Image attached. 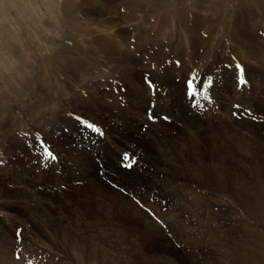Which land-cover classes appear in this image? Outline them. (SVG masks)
<instances>
[{
    "label": "rangeland",
    "instance_id": "obj_1",
    "mask_svg": "<svg viewBox=\"0 0 264 264\" xmlns=\"http://www.w3.org/2000/svg\"><path fill=\"white\" fill-rule=\"evenodd\" d=\"M169 3V8L173 9L172 7H174L175 5L174 0H169ZM61 4L62 0H0V104H2L3 107L9 108L10 111L17 113L23 121H29V118H27L28 115L23 110L22 105H26V103H30L31 105L34 104L33 101L38 97L35 96V94H37L35 89L38 85H43L47 88H50L53 92L52 94L54 98L57 101H61L62 99H64V97L62 96L64 91L62 90V82H75L74 80L70 79L72 78V76L69 75L70 71H68V68H66L64 60L62 69L60 67L54 68L51 62L49 61L50 56L53 52H55H51V50L59 49V47L64 44L66 39H68L67 26L64 23V16L60 8ZM221 5H223L222 7L224 8V15L223 18H221L223 25L219 33L220 35L217 36V39L221 41H219L220 43H213V41L210 43H202L199 47V52H202L201 48L205 47L208 48L210 54L213 55L216 54L214 50L223 49L224 43L230 44L231 40H229L230 38L228 36V23L230 21V16L234 13L233 10L236 7V0H222ZM120 10H122L121 7ZM133 23L131 24L134 25ZM129 24H126V26ZM261 32V34L264 35V31H262V29ZM201 35L202 37L207 36L206 33H201ZM130 36H132L131 33ZM134 38L135 37L131 38L130 42L134 43ZM118 40L116 41L119 42L120 40ZM159 42L163 46L173 45V43L167 45V42H162L160 40ZM151 43L153 42L148 40H139L137 46L140 50H137V46H135L133 47L132 52L131 50H129L130 54L128 53V50H124V52L122 51L121 53H126L127 58L125 59L124 57L123 60L121 59L119 66L122 69L119 68V70H116L115 72L113 63L112 66L109 64L107 68L108 71L104 69V71L107 72L111 78V85H103L102 87L103 89L104 87H108L105 89H111L112 94L114 96L103 97L101 95H97L96 97H94V92L91 91V94L87 95L85 101H80L79 104L76 103V108H78V106H81V104H84L85 107L88 105L87 108L84 107V109L82 110L74 109L72 106L69 105L65 106L64 108H60L57 106L56 103H53V105L51 104V106L49 107L47 105H44L43 107H35L33 113L31 114L32 117H38L41 114L42 110L48 112L54 110L61 111V114L64 111L65 120L67 124L63 125L60 122L63 128L61 130H58L55 127L53 133L51 134L50 132L48 137L45 135L43 130H41L42 125H47L45 121L44 124H42L41 122L40 126H36L34 129H32V131L30 130L31 132H27L26 129L22 131V127L20 128V126H12L11 128L13 131L11 132V134H9V136L14 139L12 140L11 138L12 141L20 142L22 138L27 137V139H29L28 136L31 133V136H33L34 134L35 143L30 145L29 147H25L26 152L29 155L32 154L33 160L25 159V157L27 156L25 152L22 155H19V159L23 160L26 167H32V169L34 170L33 172H35L36 174H44L43 178L46 177L45 180L47 181H43L44 183L42 182L41 184L33 182L31 186H33V188L39 193H41L43 196H47L48 198L49 196L52 197L50 199H53V201L56 203V206H53L50 209H52L53 211V208H55V210L58 211V214L65 216V218L62 219L63 223L65 227L69 229V232L71 234H75L74 236H76L77 233H80V231H76L74 229V227L78 225L82 230L83 228L85 230L87 229L86 227L89 224L90 230L89 228L88 230L89 232L91 231L90 234H97L100 231L108 229L120 231V229H118L117 227L110 226L103 222V219L101 218L103 215L102 212L97 213L95 210H92L93 205H96V203L93 201L95 200V196L93 197L92 202L86 201V199L89 197L88 195L95 193V195L98 197L100 195L99 198L102 197V200H106L105 202L108 201L110 203L111 201V204H119L120 202H123L121 200V194L124 193L126 195L128 194L127 200L125 201H129L132 203L135 202L133 204V208H135V204H137L139 209L145 212L152 220L153 217L156 218V215L159 212L168 213L169 207L171 205H173L174 207H179V209L176 210L177 212L175 213V215L178 214V216H180L179 220L175 222V225H169V228L166 224L165 228H163V226L158 222V220H153L154 222L151 221L149 223V226L146 225L148 226L147 228H145L146 226L144 225L140 226V224L142 223L138 219L133 220L132 223L121 222L122 228L126 227V229L132 232L131 234L133 235V239H140L143 246L142 249L137 246L133 247L132 250L135 253L130 252L129 254V260L132 259L130 261V264H169V261H172L173 259V261H175V263L177 261L178 264H238L236 254L237 252L236 248L233 245V242H235V240L240 237L239 235H243V232L247 230L246 224L244 222L253 224L254 227L256 226L255 230L258 229L259 232L264 233V213L263 216H261L260 220H252L249 211L245 208L243 209V204L237 199L235 195H233L234 190L233 192L219 191L213 192V194L209 193V190L215 191V184H212V187L211 185H209L206 186L205 189L201 188V192L205 193V195L209 197L206 202H203L202 200L201 202L193 200V195H195L196 193L192 190H186L182 193V195H179V201L177 198H174V200L171 201L165 194V192L168 191L162 193L156 186L150 183L149 179L151 175L159 174L160 179L167 178V181L169 182H166V184L170 185V187L174 184L179 190H184V188L186 187L188 188L194 186V183L196 181L188 178L186 180L185 177L177 178V176L173 175L171 172L166 170H163L159 173L156 167L152 166L151 164L155 163L157 168H161V164L156 162L159 157V159L163 161L166 160L169 165H173L172 169L174 168V164L177 160L179 161V164L181 166H184L186 164V161L180 155L182 154V150H188V142L194 140V142L199 143V148H194L192 149V151L197 154L199 163H201V160L204 162L203 164L207 165L209 161H211V159L216 163L222 162L225 165V168L230 167L229 169L231 170V173L234 172L233 175H231L229 170L228 176L230 177V179L235 180V178L237 177L241 178L245 194L251 195L252 192L250 190H252L251 187L254 186L255 182V177L253 178L254 175H252L253 173L251 171V168L255 167V169L259 171V176H261L260 183L261 180L262 182H264V170H262L263 166L260 155L261 152L258 156L250 154L249 149L242 143L243 138L241 137V135L232 138L233 132L226 131V129L224 131L223 138L219 140L218 143L215 145L204 144V141H208V138H204L202 136H214L215 129L220 131L225 127H230L231 129L237 130L239 128L236 124V118L245 119L244 117H249L251 114L254 115L253 118H251V116L249 117L250 120H260L259 122H262L264 125V74L263 77H260L262 78L261 84L260 81L257 80L258 83L256 84L258 87H255L254 83L256 80L251 81L250 77L248 76L250 73L246 71L247 66L249 64V60H242L241 58H239L238 55H236L237 53L234 54L233 52L224 50V54L221 52L219 54L221 57L225 56L227 60L225 61L218 54L217 59H221L222 62L218 63L220 66L215 64L213 67V71L224 72V80L229 81L232 79L230 83H223L221 79H217V76H209L203 79L202 71L204 69L205 71H207L208 67H210V64L208 66L203 63H200L198 65L199 68L203 69L201 70V73L199 72L198 74L196 72H192V75L188 73L187 76L181 77L179 74L180 71L168 73L169 71L166 70L164 72V70L160 68L161 65H156V60L152 54L149 53L150 55L146 56L147 51L145 50V48L147 47V44ZM188 49L189 46L187 45L186 49L184 50L187 51ZM75 52L81 54V57H85V54L87 53L84 49H82V51L81 49H77L75 50ZM177 53L178 51H175L173 54L177 55ZM157 55L159 56L157 57L158 64H161L163 61V57H161L159 54ZM145 56L146 59L144 58ZM131 57H135L137 60L135 59L133 61ZM205 59L208 60V62L211 60V58L207 59V57H205ZM167 62L165 65V60L163 61V64L165 65L163 69L171 67L170 64L173 63L176 65L178 64V69H180L181 63L178 62L177 58L169 57L167 59ZM231 62L234 63L236 68H232L233 66ZM142 64H144L145 66H142ZM238 65L242 69L243 79L246 81V83H244L245 85L242 84L243 87L240 83L236 84V81L240 82V71L237 68ZM98 71V69H94L92 71V74L96 75ZM175 73H177V75ZM195 73L198 75H196ZM121 74L124 75L123 78ZM188 75L190 77H188ZM197 78L199 81L197 80ZM178 79H180V81ZM81 80L78 81L79 85H76V87L78 86V89H80V86H85L86 82H88V80H85L83 78ZM189 81L193 83V87L191 89L192 95L189 94L190 89H188L187 86H184L185 82L189 83ZM153 83L160 85V93L154 92L155 86L157 87V85L153 86ZM149 84L152 85L151 89ZM163 85H166V87H164ZM183 86L186 87L187 90L183 88ZM90 88H93V90L96 88L95 90H97L98 87ZM176 91H178V93H181L179 94L181 96V99L179 98V108L181 113H183L182 109L186 106H200V111L198 114L199 118L196 117L195 120L201 122H204V120L206 121L207 119L201 118V115L207 113L210 114V117L214 116V119H211L213 121H206L208 125L205 124L203 127L198 123L197 127L200 129L198 130L199 132H194L191 129H189L188 132H184L183 129L186 126L185 124H189V121L178 119V108L174 100V92ZM82 92L85 96V90ZM185 93L186 95H184ZM39 95L41 94L39 93ZM161 95H163L164 98L161 97ZM233 98H237L238 100L236 99V101ZM145 99H147V106L144 108ZM163 99L165 100L164 103ZM219 99L221 101V106H223L222 108H225L223 110L226 113H224L223 115L226 116V118L229 120L228 123L225 122L224 116H222L221 111L218 109V104H216ZM186 101L187 103L190 102V104H187ZM85 102H87V105L85 104ZM231 102H233L234 104ZM148 104L153 105L151 106L152 108L150 107L148 109V115H151L152 117L158 116L159 118L161 113H165L168 115H166L163 120L161 119L160 121H156L154 119H151L152 122L148 123V116L146 115L147 108L149 106ZM256 106H258V110L255 109ZM28 108L29 110L33 109H31V107ZM209 111H213L214 114ZM140 115L144 116V118L142 119ZM130 118L134 120L131 121ZM140 119H142V121ZM85 122H87L86 124H90L93 126L99 125L102 130V139L100 138L97 129L93 128V126H85ZM145 122L148 123V126L143 125ZM128 123L131 126L128 127ZM140 123L142 125H140ZM189 125L192 124L190 123ZM17 127L20 130H18ZM51 128H53V126L48 127V130L50 131ZM242 133L244 137L249 135L243 131ZM260 134L262 137H264V129L261 130ZM154 135L157 137L166 136L165 139L167 141H160L162 140L161 137L160 139H157L154 138ZM230 138L232 139L230 140ZM146 139H150L152 141H147ZM176 145L178 147H181V149L177 148ZM43 148H47L48 150H50L53 156H56L57 158H45V155L42 154L44 152ZM36 149L37 152H35ZM93 149L97 152V156H99L100 159L97 158L94 153L90 151ZM221 150L222 152H220ZM241 151L242 153H240ZM65 152L67 154H65ZM125 154H128L131 159L125 160L123 158ZM109 163L114 164V166L116 167L115 171H111L108 168ZM128 164H131L132 166L127 167L126 165ZM235 168H237L238 170H236ZM2 174L5 173L3 172ZM65 175L69 176L68 180L67 176ZM251 175L253 179L251 178ZM0 178L2 180L11 181L7 176H0ZM198 179L200 180L199 177ZM238 182L239 181H236L235 183ZM8 183L9 182H5L2 184V200L13 201V205H15V207L21 205V200H19L17 197L9 198V196H11L14 192L16 193L15 190L17 188V182L10 184ZM15 184L16 186H14ZM90 184H92L93 186L91 187ZM197 185L198 184H196L195 186ZM101 186H103V188H101ZM75 188H80L82 190L78 191L77 193L72 190ZM236 188H239V186H236ZM85 191L87 192V194ZM64 195V198L61 197ZM105 195L106 199H104ZM19 198H21V196ZM218 198L221 200V202L216 201L218 200ZM23 199L29 203L31 210L29 207L27 215H21L18 212V214H16V212H14L16 211L14 208L12 209L13 211H8V220H6V224L8 225V232H6L5 235V239L9 241L8 245L10 242L13 241H18L17 243H25L26 239L22 240V237L27 236L28 238V235H33L32 229L29 228V226L31 225H29L30 221H28V217H30V219L36 220L35 217L33 216V218L30 214L33 210L37 209L35 205L36 203L33 202L34 206H32L31 204L33 199L30 200L29 197H24ZM261 201L263 202L262 204L259 201L261 203L260 205H262L261 208H257V212L259 213L264 212V200ZM97 207L99 206L96 205V208ZM235 209L236 211L233 212ZM188 210L190 212H194L196 210L195 212H201L203 214L205 211H207L208 216L204 214V216H197L192 218L190 217V212H188ZM40 211L42 210H40L39 208L38 212ZM52 211H48V213ZM91 211L95 212V214L91 213ZM219 211L223 212V217H221V219L219 220L228 226L225 235L222 233L223 236L220 234L219 230L213 232V230H211L210 228L211 226H217L216 222H218L216 217L211 218L210 213L213 212V214L217 213L218 215ZM45 213L47 214V212L43 213L44 216L46 215ZM0 215V217L3 216V214ZM36 217H39L37 219V222H40V219L42 218H40V216ZM196 218L197 220H200L197 221ZM239 219L240 221H238ZM74 222L76 224H74ZM69 223L71 225H69ZM82 224L84 225V227H81ZM154 224L157 225L159 229L158 227L154 228L152 226ZM237 225L238 227H236ZM4 228L5 227L2 228V231ZM139 233L142 237L139 235ZM162 234L165 235L163 236ZM226 235H233L234 237H236L237 235V237L236 239H231V237H228ZM217 236H220V243L217 241ZM225 236L227 240L225 239ZM164 238H168L171 241V244L169 243L171 246L168 245L166 241V243H164ZM161 239H163V241H161ZM32 241L36 243V240L32 239ZM117 241L118 239L112 241L115 246L111 244L113 248L110 249V252H114L113 254L120 256L122 252L119 248L120 244H118ZM180 241L193 242L197 245V247L192 249L186 247V250L184 246H182V244H179ZM218 243L219 245L217 246L219 247V249H215L211 246V244L216 245ZM261 243H264L263 235H261ZM36 244L38 245V248L36 245H33V247L37 249H30L29 251L23 252L27 255L35 257L36 259H39L40 261L37 264H60V261L55 260V257H53L55 261L50 263L52 254L48 252L49 250L47 249V247H44L45 245L41 242L40 244L38 242ZM7 249L8 248L6 247H2V249L0 248V264H22L5 261L4 257L8 254ZM191 250L206 253V260L203 261L202 254L199 258H196V256L189 257L188 254H191ZM142 252L146 254L145 257L147 259L145 260L148 262H146L144 259V261L141 262L140 260L134 258L135 255L141 256ZM163 253L166 256H164ZM131 255L133 257H131ZM73 264L75 263L73 262Z\"/></svg>",
    "mask_w": 264,
    "mask_h": 264
},
{
    "label": "bare ground",
    "instance_id": "obj_2",
    "mask_svg": "<svg viewBox=\"0 0 264 264\" xmlns=\"http://www.w3.org/2000/svg\"><path fill=\"white\" fill-rule=\"evenodd\" d=\"M221 2H222V0H174L175 5H174V7H172L173 9H170L169 8L170 7L169 0H80V1L62 0V4H61L60 8H61L63 16H64V23L67 26L68 39H66L64 44H62L59 47V49L51 50V52L52 51H55V52L52 53L49 61L51 62L52 66L54 68L60 67L62 69L63 60H64L66 68H68V71H70L69 75L72 76V78H70V79L74 80L75 82L74 83H72L70 81H63L62 82V87H63L62 90H64L62 96L64 97V99H62L61 101H57L54 98V96L52 94L53 92L51 91L50 88H47L43 85H38L35 89L37 92V94H35V96H38V97L33 101L34 104L31 105L30 103H26V105H22L23 110L29 116V117L27 116V118H29L28 119L29 121H23L22 118L19 117V115L17 113L10 111L9 108L3 107V105L0 104V176H7L11 180V181H9V180L7 181V180H2L0 178V214H3V216L0 217V248L1 249H2V247L8 248L7 249L8 254L4 257L5 261L12 262V263H22V264H37L40 261L39 259H36L35 257H33L31 255H27L23 251H29L30 249H37L38 245L36 243L38 242L40 244V242H41L42 244L45 245L44 247H47V249L49 250L48 252L50 254H52V258L50 260V263L54 262L55 260H58V261H60V264H73V262L75 264H130V261L132 259L129 260V256H130L129 254H130V252L131 253L134 252L132 250L133 247L137 246L140 249H142L143 246H142L140 239H136V240L133 239V235L131 234L132 232H130L128 229H126V227L122 228L121 222L132 223L133 220L138 219L142 223V224H140V226L141 225H144V226L148 225L149 226V223L151 221L154 222L155 220H158V222L163 226V228H165L166 225L168 228H169V225H171V226L175 225V222H177V220H179V217H180V216H178V214L175 215V213L177 212L176 210L179 209V207H174L173 205H171L169 207L168 213H160V212L157 213L156 218L153 217V220H154L153 221L152 219H150V217L145 212H143L139 209L137 204H135L136 206H135V208H133L134 207L133 204L135 202L132 203L129 201H125V200H127L128 194L127 195L124 193L121 194V196H122L121 200L123 202H120L119 204H117V203L111 204V201H110V203L107 201L108 202L107 203V202H105L106 200L104 201L101 199L102 197L99 198L100 195L98 197L94 193V194L88 195L89 197L86 199V201L92 202V199L95 196V200H93V201L99 207L96 208V205L94 203H92V204H94L92 207L93 208L92 210H95L97 213L102 212L103 215L101 218L103 219V222L110 225V226L117 227L118 229H120V231H114V230H110L107 228L108 230L102 229L103 231H100L97 234H92V233L90 234L91 231L89 232V230H90L89 224L87 225V227H86L87 229H85V230H84V228L82 230L80 228V226L78 225V226H75L74 229L76 231H80V233H77L76 236H74L75 234L74 235L71 234L69 232V229H67L63 223L62 219L65 218V216L58 214L57 213L58 211H56L55 208H53V211H52V209H50L53 206H56V203L53 201V199L52 200L50 199L52 197L49 196V198H48L47 196H43L41 193L36 191L33 188V186H31V184L33 182H37L38 184H41L43 181L44 182L47 181V180H45L46 177L43 178L44 174H40V173L36 174L35 172H33L34 170L32 169V167L31 168H28L29 166L26 167L23 160L19 159L20 158L19 155H22L25 152V154L27 155L25 157V159L33 160L32 154L29 155L26 152L25 147H27V146L29 147L30 145L35 143L34 134H33V136H31V134H32L31 133L28 136L29 139H27V137L26 138L21 137L22 139L20 142L12 141L14 139L11 136H9V134H11V132L13 131L11 128L12 126H20V128L22 127L21 128L22 131H24L26 129V131L28 132L30 130L32 131V129H34L36 126H40L41 122H42V124H44V121H45L47 123V125H42L43 128L41 127V130H43L45 135L48 137L50 132H51V134L53 133V130L55 129V127L58 130H61L63 128L61 123L63 125L67 124L66 120H65L64 111L61 114V111L54 110V111L48 112V111L42 110L41 114L38 117H32L31 114L33 113V110L35 107H43L44 105H47L49 107V106H51V104L53 105V103H56L57 106L60 108H62V107L64 108L65 106L69 105V106H72L74 109L82 110L85 107L84 104H81V106H78V108H76L75 107L76 103L79 104L80 101H83V100L85 101L87 95L91 94V91L94 92V97H96L97 95H101L103 97L114 96L112 94L111 89L110 90L105 89L108 87H104V89H103V87H102L103 85H111V78L108 75V73L104 71V69L106 71H108L107 68H108L109 64L112 66V63H113L115 72H116V70H119V68H121L119 66L121 59L123 60L124 57H125V59H127L126 53L123 54L121 52L122 51L124 52V50H128V53H129V50H131V52H132L133 47L138 45L139 40H142V41L148 40V41L153 42L151 44H147V47L145 48V50L147 51L146 56L152 54L156 60V65H158V66L161 65L160 68H162V70H164V72L166 70L169 71L168 73H171V72L174 73V72L180 71V73H179L180 76L185 77V76H187L188 73H190L191 75H192V72H196L198 74H199V72L201 73V70H203V69L198 67V65L200 63L206 64L208 66L210 64V67H208L207 71H205V69L202 71L203 72V79H205L209 76H212V77L217 76V79H221L222 82L226 83V84L230 83L232 79L229 81L224 80L225 73L219 72V71H213V67L215 64L219 65L218 63L222 62L221 59H217L218 54L220 52L224 54V50H226L229 52H233L234 54L237 53L236 55H238L239 58H241L242 60H246V59L249 60V64L247 66L246 71H248L250 73L248 76L250 77L251 81L256 80L254 83V86L258 87L256 84V83H258L257 80H259L260 84H261L262 78H260V77L261 76L263 77V74H264V35L261 34L262 33L261 29H262V31H264V0H236V7L233 10L234 13L230 16V21L228 23V36L230 38L229 40H231L230 44L224 43L223 49L222 50H214L216 54H213V55H211L209 49L205 48V47H202L201 48L202 52H199V49H200L199 47L202 43H210L212 41H213V43H220L219 41H221V40L217 39V36L220 35L219 33H220V30H221L222 25H223L221 18H223V15H224V13H223L224 8L222 7L223 5H221ZM116 4H118V5H116ZM120 7L122 8V10H120ZM131 23H133L134 25H132ZM126 24H129V25L126 26ZM154 27H155V30H154ZM113 29H114V31H113ZM130 33L132 34V36H130ZM201 33H206V35L208 37L207 36L202 37ZM130 37L131 38L135 37L134 43L130 42V39H131ZM204 37H207V38H204ZM138 38H139V40H138ZM116 40H118L119 42H117ZM159 40L162 42H167L166 43L167 45H170L171 43H173V45L163 46L162 44H160ZM155 42H158V43H155ZM187 45L189 46V49L187 51H185L184 49H186ZM231 47H232V50H231ZM77 49H81V51H82V49L86 50V52H87L85 54L86 56L81 57V54L75 52V50H77ZM137 50H140L138 48V46H137ZM175 51H178L177 55L173 54ZM157 54H159L161 57H163V61L165 60V65H166L167 59L169 57L177 58L178 62L181 63L180 69H178L179 68L177 66L178 64L176 65L174 63L170 64L171 67L163 69L165 65L163 64V61L161 64H158V61H157L158 58L157 57H159V56ZM141 56H143V55H141ZM146 56L144 57L145 59H146ZM219 56H220V54H219ZM205 57H207V59L211 58V60L208 62V60H206ZM131 58L133 61L136 59L135 57H131ZM221 58L224 59L225 61L227 60L225 58V56L221 57ZM198 59H200V60H198ZM235 62H237V61H235ZM167 64H168V62H167ZM231 64L233 66L232 68H236V66L234 65L233 62H231ZM142 66H145V65L142 64ZM93 68L99 70L96 75L92 74V71L94 70ZM122 72H124V71H122ZM175 74L177 75V73H175ZM198 74H196V75H198ZM196 75H194V76H196ZM76 76H78V77H76ZM123 76L124 75H122V78H123ZM158 76H160V75H158ZM188 77H190V76L188 75ZM82 78L85 80H88V82H86L85 86H80L79 87L80 89H78V86L76 87V85H79L78 81H80ZM198 78H197V80H198ZM178 80L180 81V79H178ZM233 82H234V80H233ZM238 83H240V82L236 81V84H238ZM83 85H84V83H83ZM184 86H183V88L186 89V87H184ZM199 86H197V87H199ZM241 86L243 87L242 84H241ZM90 87H98V88H97V90H95L96 88L93 90V88L91 89ZM206 87H208V86H206ZM84 90L86 93L85 96H84V93L82 92ZM228 90H230V89H228ZM200 91H201V89H200ZM181 92H182V90H181ZM39 93L41 95H39ZM174 93H175V99L174 100H175V103H176L177 108H178V114H177L179 116L178 119L184 120V121H189V124L190 123L192 124V125L185 124L186 126L183 129L184 132H188L189 129H191L194 132H199L198 130H200V129L197 127L198 123L203 127L205 124H207L206 121H208V120L213 121L211 119H214L213 118L214 116L210 117V114H207V113L201 115V118L207 119L206 121L204 120V122L203 121L201 122V121L195 120L196 117H198V114L200 111L199 110L200 106L197 107L194 105L193 106H186L185 105L186 107L182 109L183 113H181L180 108H179V98L181 99V96L179 94H181V93H178V91H176ZM233 93H234V91H233ZM225 94H226V92H225ZM184 95H186V93ZM236 99L237 98H235L234 100H236ZM86 103L87 102H85V104ZM186 103H187V101H186ZM198 103H196V104H198ZM231 103H233V102H231ZM183 104H185V103H183ZM187 104H190V102ZM216 104H218V109L221 111L222 116H224L223 114L226 112L223 110L225 108H222L223 106H221L220 99H219V101H217ZM87 106L85 108H87ZM146 106H147V99H145L144 108ZM28 107H31V109L32 108L33 109L29 110ZM171 108H172V106H171ZM234 109H235V107H234ZM255 109L258 110V106H256ZM110 111H112V110H110ZM173 111H175V110H173ZM130 112H132V111H130ZM209 112L213 113V111H209ZM246 113H247V111H246ZM253 115L252 114L250 115L251 118H253ZM249 117L248 116L244 117L245 119L236 118V124L239 128L237 130L231 129L230 127H228V128L225 127L224 129H222L220 131L215 129L214 136H211V137L202 136V137L208 138V141L205 140L204 144L215 145L218 143L219 140H221L223 138L225 129H226V131L233 132L232 138L241 135V137L243 138L242 143L244 144V146H246L249 149L250 154H252L254 156H258L259 153L261 152L260 155H261L262 166H263L262 170H264V137H262L260 134L261 130L264 129V125L262 122L261 123L259 122L260 120H254V119L250 120ZM141 118L143 119L144 116H141ZM142 119H140V120L142 121ZM127 120H129V119H127ZM133 120L134 119H131V121H133ZM224 120L226 123L229 122V120L226 118V116H224ZM140 125H142V124L140 123ZM182 125H183V123H182ZM50 126H53V128H51L49 131L48 127H50ZM129 126H131V125H129V123H128V127ZM15 130H16V128H15ZM18 130H20V129L18 128ZM201 130H203V129H201ZM180 131H181V129H180ZM242 131L246 132L249 135L244 137ZM160 137L162 139L160 141L166 140L165 139L166 136L165 137L164 136L157 137L154 135V138L160 139ZM11 138H12V140H11ZM171 138H170V140H171ZM232 138H230V140ZM146 140L152 141L150 139H146ZM237 144H240V143H237ZM176 147L181 149V147H178L177 145H176ZM194 148H199V143L194 142V140H192L191 142H188V150H184V151L182 150V154L180 156H182V158L185 159V161H186V164L184 166H181L179 164V161L177 160L174 164V168L172 169L173 165H169L166 162V160L163 161V160L159 159V157H158L156 162L161 164V168H157L155 163L151 164L152 166L156 167V169L159 171V173L162 172L163 170H166V171L171 172L173 175L177 176V178L185 177L186 180H187V178L195 180L196 182L194 183V186H192L193 188L192 187H188V188L186 187V188H184V190L183 189L179 190L174 184L170 187V185L166 184V182H169V181H167L168 179L167 178L166 179L165 178L160 179L159 174H157L158 171H157V173H155L157 175L153 174L150 176V179H149L150 183H152V185L156 186L162 193H164L165 191H168V192H165V194L167 195L168 199L171 201L174 200V198L178 199L179 198L178 196L182 195V193L184 191H186V190L191 191L192 190L196 193L195 195H193V198H194L193 200L199 201V202H201V200H202L203 202H206L209 197L206 196L205 193H202L201 191H202V189H205L206 186L211 185V187H212V184H215V191L209 190V193H212V194H213V192H219V191L233 192V190H234L233 195H235L237 197V199L243 204V209L245 208L246 210L249 211L251 219L252 220H254V219L260 220V218H261V216H263L264 212H260V213L257 212V208H261L262 205H260V204L261 203L263 204V202L261 200H264V184H263L264 182H262V180H261L262 184L260 183V177L261 176H259V171L257 169H255V167L254 168L250 167L251 171L253 173V174L252 173L251 174L254 175L253 178L255 177V182H254L253 187L250 186L252 189V190H250L252 192V194L246 195L244 190H243V183L241 182V178H239V177L235 178L236 181H239L238 183H235L236 181L231 180L230 177L228 176L229 170H230L229 166H228L229 168H227V167L225 168V165L222 162L217 161L218 163H216L212 159H211V161H209V163L207 165L203 164L204 162L201 160H200L201 163H199L197 154L192 151V149H194ZM222 150L220 152H222ZM157 151H158V149H157ZM35 152H37V149L35 150ZM159 153H160V151H159ZM240 153H242V151ZM65 154H67V153L65 152ZM163 155H165V154H163ZM168 156H170V155H168ZM255 164H257V163H255ZM117 165H118V163H117ZM251 166H252V164H251ZM108 168L111 171L116 170V167L114 166V164H111V163H109ZM235 169L238 170L237 168H235ZM3 172L5 174H2ZM118 173H120V172H118ZM152 173H154V172H152ZM230 173H231V170H230ZM233 173H231V175H233ZM252 175H251V178H252ZM65 176H67V175H65ZM198 177L200 178V180L198 179ZM248 177H249V175H248ZM251 178H250V180H251ZM68 179H69V176H67V180ZM183 181H184V179H183ZM5 182H9L8 184L17 182L16 183L17 188L15 190L16 193L14 192L11 196H9V198L17 197L19 200H21V205L15 207V205H13V201L2 200V196H1L2 195V184ZM251 183H253V182H251ZM16 184L14 186H16ZM196 184H198V185L195 186ZM54 186H56V185H54ZM90 186L92 187L93 185L90 184ZM236 186H239V188H236ZM10 187H11V185H10ZM101 188H103V186H101ZM91 189H90V191H91ZM72 190H74L75 192L78 193V191H80L82 189L75 188ZM101 191H102V189H101ZM3 194H5V193H3ZM86 194H87V192H86ZM104 194H106V193H104ZM190 194H192V193H190ZM20 196H21V198H19ZM190 196H192V195H190ZM24 197H29L30 200L33 199L32 204L31 203L30 204L32 206H34L33 202H35L36 203L35 205L37 207V209L33 210L32 213L29 212L32 215V217L33 216L35 217L36 220L30 219V217H28L29 218L28 221H30L29 225H31V226H29V228L32 229L33 235L30 236L27 234L28 238H27V236H25V237L21 236L22 240L26 239L25 243H23V242L17 243L18 241H13V242H10L8 245L9 241L7 239H5L6 232H8L7 231L8 225L6 224V222H7L6 220H8V211H13L12 209L14 208L16 210V211H14V212H16V214L20 213L21 215L22 214L27 215V212H28L30 206H29V203L23 199ZM32 197H34V198H32ZM61 197L64 198L65 195L61 196ZM85 197H87V196H85ZM219 198H218V200H216V199L215 200L221 202V200ZM104 199H106V195H105ZM178 201H179V199H178ZM39 208L42 211L38 212ZM194 208H196V207H194ZM30 210H31V207H30ZM48 211H52L54 213H52V212L48 213ZM195 211L190 212L188 210V212H190V217L193 218V217H197V216H204V214H206L208 216L207 211H205L204 214L201 212H195ZM212 211H213V209H212ZM235 211H236V209L233 212H235ZM44 212H47V214L45 213L46 214L45 216L43 214ZM60 212H62V211H60ZM50 213L55 214V215H52ZM91 213L95 214V212H92V211H91ZM179 214H180V212H179ZM149 215H150V213H149ZM36 216H40V218H42V219H40L41 220L40 222H37V219L39 217H36ZM41 216H43V217H41ZM210 216H211V218L216 217L218 220V222H216L217 226H215V227L211 226L210 227L211 230H213V232H216L217 230H219V232L222 236H223V234L225 235V233L227 232L226 230H227L228 226L219 220V219H221V217H223V212L219 211L218 215H217V213L213 214V212H211ZM160 220H161V222H160ZM196 220H197V218H196ZM198 220H200V219H198ZM201 221H202V219H201ZM212 221H214V220H212ZM238 221H240V219ZM86 222H87V220H86ZM244 223L246 224L247 230H245L243 232V235H239L240 237L237 238V240H235V242H233V245L236 248V252H237L236 254H237L238 264H248V263L249 264H264V243H261V235L264 236V233L259 232L258 229L255 230L256 226L254 227L253 224L248 223V222H244ZM74 224H76V223L74 222ZM69 225H71V224L69 223ZM148 226H146L145 228H147ZM152 226L154 228L158 227L155 224ZM241 226H242V223H241ZM3 227H5V228L2 231ZM81 227H84V225L82 224ZM236 227H238V225ZM88 228H89V230H88ZM158 229H159V227H158ZM87 232H88V234H87ZM236 232H238V231H236ZM139 235H140V233H139ZM237 235H236V237H237ZM146 236H148V235H146ZM226 236H228V235H226ZM226 236H225V239L227 240ZM228 237H231V239L232 238L236 239V237H234L233 235H229ZM32 239L36 240V243L33 242ZM117 239H118L117 243L120 244L119 248L122 252L120 256L113 254L114 253L113 251H112L113 253L110 252V249H112L113 246H115L112 243V241H115ZM145 239H146V237H145ZM217 239H218L217 241L220 243L221 242L220 236H217ZM161 241H163V239H161ZM165 241L168 243V245L171 244V241L168 238L164 240V243H166ZM219 243L216 245L211 244V246L215 249L216 248L219 249V247L217 246V245H219ZM179 244H182V246H184L185 249H186V247L189 249L197 247V245L195 243L189 242V241H180ZM33 245H36L37 248L33 247ZM228 245H229V243H228ZM142 253H141V256L135 255L134 258L140 260L141 262L144 261L147 258L145 257L146 254L143 253V256H142ZM190 253L191 254H188L189 257H195L196 256V258H199L202 254L203 261L206 260V256H205V255H207L206 253H203L201 251H196V250H191ZM233 253H235V252H233ZM163 255H164V253H163ZM164 256H166V255H164ZM53 257H55V260ZM131 257H133V256L131 255ZM26 260H27V262H26ZM160 260H163V259H160ZM173 260L169 261L170 263L169 262L168 263L169 264H178L177 261L175 263V261H173ZM212 261H213V259H212ZM146 262H148V261H146ZM229 262H231V261H229Z\"/></svg>",
    "mask_w": 264,
    "mask_h": 264
},
{
    "label": "snow or ice",
    "instance_id": "obj_3",
    "mask_svg": "<svg viewBox=\"0 0 264 264\" xmlns=\"http://www.w3.org/2000/svg\"><path fill=\"white\" fill-rule=\"evenodd\" d=\"M238 70L240 71V83L241 84H244L246 83V81L243 79V73H242V69L240 68V66L238 65L237 66ZM189 89H190V95H192V92H191V89H192V82L189 81ZM239 107V106H237ZM149 119H153V117L151 115H149ZM89 127H92V125H89ZM44 155H45V158H54L53 154L47 149V148H44ZM125 160H129L131 159V157L128 156V154H125L124 157H123ZM127 167H131L132 165L131 164H128L126 165Z\"/></svg>",
    "mask_w": 264,
    "mask_h": 264
}]
</instances>
